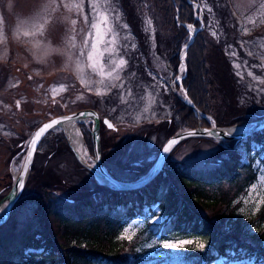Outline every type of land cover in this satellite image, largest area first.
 Returning <instances> with one entry per match:
<instances>
[{
    "label": "rangeland",
    "instance_id": "374dc122",
    "mask_svg": "<svg viewBox=\"0 0 264 264\" xmlns=\"http://www.w3.org/2000/svg\"><path fill=\"white\" fill-rule=\"evenodd\" d=\"M119 1L0 0V202L3 200V206L6 207L5 198L15 181L13 171L24 165L32 134L42 122L52 117L92 107L98 110L102 119L110 117L117 128L114 131L106 127L104 136L110 144L116 142L117 150L107 149L103 159L100 144L101 159L113 177L127 182L138 172L152 168L172 135L197 128L200 123L206 126L199 119L198 126L175 132L168 126L167 120L173 115L174 95L185 97L179 80H176L184 75L182 62L175 72L170 60L172 31L168 24L166 26L155 17L148 7L149 0H133L134 3L138 1L141 8L142 25L139 28L143 33L139 39L124 19ZM227 1L233 14L232 24L228 27L238 45L232 41L222 42L226 62L220 64L223 72L215 77L216 92L211 99V112L206 114V120L210 122L206 127L248 125L264 116V0ZM214 19L215 25L208 24V27L216 44L223 40L224 31L217 24L218 17ZM129 52L133 53L129 55ZM137 57L144 61V74L137 71L140 65ZM216 70L218 68H214ZM95 103L97 107L93 106ZM93 121L94 117H89L77 123L87 150L86 159L95 167L94 148L84 137L85 131L92 132ZM235 121L242 123L230 125ZM146 123L157 126L135 135V131ZM61 131L68 144L71 143L63 128L55 129V132ZM54 136L55 133H51L47 141L41 142L33 160V171L49 173L48 179L59 175V186L65 187L57 192L51 211L56 204L70 197L72 190L67 189L68 185L76 184L80 191H85L96 189L97 182L104 184L75 154H64L58 167V161L51 158L49 150ZM234 141L192 137L179 143L163 169L175 165L211 170L230 157L233 148L242 147ZM69 147L71 149L70 144ZM252 148L251 157L244 148L242 151L243 161L249 163L250 159L252 169L257 173L255 181L235 195L238 186L245 185L249 179L243 172L234 185L207 189L209 196L223 194L228 202L214 208L198 205L194 208L213 224L224 228L235 226L234 222L239 220L246 236L255 234L257 241V235L264 228L263 220L259 219L264 209V153H258L260 146L256 143ZM78 165L86 169L81 170ZM29 173L22 198L32 193L38 181L42 182L43 174ZM169 177L185 192L186 188L175 173ZM38 206L37 201L29 199L16 205L11 218L0 226V235L13 236L28 225L36 224L40 218ZM102 218L97 219L95 225L87 222L79 227H65L56 215L49 213L46 223L60 242L65 243L69 238L72 244H80L83 248H91L87 243H99L105 249L112 239L114 245H121L122 252L137 253L142 264H155L156 259L163 257L203 252L207 247L208 241L201 238L175 234L165 238L150 236L146 232L148 224L168 220L158 204L147 208L145 214L129 219L118 232L114 227L117 219H123L120 211H111ZM108 218L106 224L104 219ZM96 237L98 241L93 239ZM260 240L264 246V238ZM212 264L264 263L255 259H217Z\"/></svg>",
    "mask_w": 264,
    "mask_h": 264
},
{
    "label": "trees",
    "instance_id": "16d2710c",
    "mask_svg": "<svg viewBox=\"0 0 264 264\" xmlns=\"http://www.w3.org/2000/svg\"><path fill=\"white\" fill-rule=\"evenodd\" d=\"M194 2L200 5L197 10ZM137 3L138 1L134 3L133 0H120L119 9L122 10L124 19L130 24L134 33L141 39L143 33H141L139 28V25H142V18L139 16L141 8H139ZM148 7L154 12L155 17L161 23L165 22V25L168 24L166 26L172 31L173 51L170 60L175 72H178V67L182 62L180 54L183 47L190 39V31L186 25L201 27L200 17L202 16L203 28L196 33L195 40L187 47L185 58L187 70L182 77V85L196 107L198 115L201 117L198 118L197 112L189 104L187 105L182 97L175 94L172 107L173 115L167 120V124L174 132L178 131V129L196 127L199 124V120H201L203 125L209 126L210 122L206 120L204 115L211 112L210 103L213 94L216 92L215 77L220 71L223 72L222 68H219L220 64L226 62L222 42L232 41L235 44L238 42L237 39L232 38L228 27V25L231 26L232 24L233 16L228 1L149 0ZM216 17H218L217 24L220 25V28L223 27L224 37L220 43L217 42L215 44L208 24L214 26V18ZM132 53L129 52V55ZM136 59L140 62L139 70L137 71L140 74L146 73L144 61L141 60V57ZM131 62L132 64L134 63V58ZM214 68H218V70L215 72ZM93 106L97 107L96 103ZM233 123H242V121L231 122L230 125ZM156 126L153 123H146V125L135 131V135L136 133L140 134L145 133L147 130H153ZM101 127L102 157L105 159L106 150L109 148L117 150V147L116 142L110 144L105 140L104 129L107 127L105 123H101ZM51 133H55V136L52 138L51 144H49V150L51 158L54 157L58 161L57 166L59 167L63 162L61 158L64 154L75 153L70 149L63 131L55 132V130H52ZM51 133L43 141H47ZM84 137L89 142L88 145L93 148V138L89 130L84 132ZM234 142L242 147L240 149L233 148L230 151V157L223 159L219 165H216L211 170L179 168L171 165L170 168L163 169L155 179L139 187V189L115 190L107 184L97 182L96 189L80 191L78 185H68L67 189L72 190L70 197L60 202L59 205L56 204L54 211H51V208L55 202L54 200L57 199V192L65 187L59 186L61 180L59 175L53 179H48L49 173L42 172V182L38 181L39 184L33 188L32 193L21 198L16 204H21L26 199L37 201L39 204L37 213L40 218L36 224L28 225L16 235H0V264H142L140 263L142 259L137 253L122 252L121 245L120 247L114 245L112 239L108 244L105 243V249H102L99 243H97L98 245L87 243L91 248H83L80 244H72L69 238L65 243L60 242L49 229L46 218L49 213H53L65 227H79L87 222L95 225L97 219L103 220L102 215H108L111 211H120L123 214V219H117L114 227L116 232H118L123 224L127 221L129 222V219L145 214L146 209L154 204H158L161 213L168 220L161 224H148V231L146 232L150 236L159 235L165 238L175 234L208 241L207 247L203 252L190 253L174 258H158L154 261L155 264H212L217 259H226V261L255 259L264 263V246L260 240L264 238V228L260 230L261 234L257 235L258 240L256 241L255 234H253V238L246 236L243 228L238 224L239 220L234 222L236 223L235 226L224 228L221 225L213 224L194 208L195 205L214 208L223 204L224 201L228 202L229 199L225 200L226 196L223 194L216 193V195L209 196L206 193L207 189L215 188L217 190L224 184L234 185L243 172L247 173L246 176L249 179L245 181V185L238 186L235 195L242 192L245 187L255 181L257 173L252 169L250 159L247 161L249 163L243 161L244 152L242 149L244 148L245 152L250 156L252 155V146L256 143L260 146L258 153H264V131L255 132L251 136L242 140H235ZM78 167L81 170L86 169L83 166L81 167V165H78ZM33 168L35 167L32 165L30 172H39L41 174L37 169L33 171ZM150 169L151 167L148 171H140L141 173L138 172L137 176H133L128 180H138L146 175ZM171 173L177 175V179L186 188L185 192L169 177ZM261 213L259 219L263 220L264 225V209ZM230 217H233V215ZM104 220L107 224L110 218ZM107 227H110V225H107ZM110 230L112 232V229ZM106 234L108 238L111 237L108 232ZM93 239L98 241L99 238ZM79 241L80 238H78V243Z\"/></svg>",
    "mask_w": 264,
    "mask_h": 264
},
{
    "label": "water",
    "instance_id": "95a60500",
    "mask_svg": "<svg viewBox=\"0 0 264 264\" xmlns=\"http://www.w3.org/2000/svg\"><path fill=\"white\" fill-rule=\"evenodd\" d=\"M195 5V9H198V7L200 6L197 2H194ZM201 19V27H197V26H193V25H186L190 31V39L189 41L185 44V46L183 47L182 50V54L180 56V58L182 59V68L183 70H187L186 69V53L188 50V45L190 43H192L195 40V35L196 33L201 30L203 28V18L202 16L200 17ZM179 79V84H180V88L182 89V91H184V101L185 103L188 105H190L193 110L195 112H197L196 107L194 106L193 102L190 101V98L188 96L187 91L184 89L183 85H182V76H178ZM84 113H89V114H94V115H83ZM197 116L200 117V115H198L197 112ZM89 117H94V121H93V130L91 132L92 134V138H93V148H94V159L96 162V166L93 168L91 166H89L88 164H86L83 160H81L80 155L78 154L77 150L74 149V147L70 144L71 149L74 150V153L76 155V158L78 160H80V162L85 165L89 170H91L94 174L97 175V177L99 176V174L103 177L104 181L103 183L108 186H110L111 188H114L115 190H123V191H128L130 189H139V187H142L146 184H148L150 181H152L153 179L156 178V176L159 175V173L163 170L164 168V164L166 163L167 159L169 158L170 154L173 152V150L179 146V143L190 139L192 137H207V138H214V139H225L228 141H232V140H242L243 138H246L248 136L253 135V133L255 132H262L264 131V116L258 120H255L253 122H250L248 125H250V127L246 130H243L242 133H232L230 134L227 129H229L230 127H226V126H210V127H206V126H202L201 123L197 128H189L186 130H181L178 133H176L175 135H172L170 138H168V140L165 142L164 146L162 147V149L160 150L159 154H158V159L156 160V162L154 163V165L152 166V168L150 169V171L144 175L143 177L139 178L138 180L135 181H124V180H120V179H116L115 177H113V175H111L109 173V171L107 169L104 168L103 166V159H101V148H100V144H101V123L103 121V123L106 124V126H108L109 124L112 125V127H109L110 129L114 130L117 127L115 125H113L112 121L109 119V117H104L103 120L101 119V116L99 114V112L95 109V108H84L82 110H78V111H74L68 114H61L60 116H55L50 118V120L45 121L43 123H41L34 131V133L32 134L31 138H30V143L28 145V149H27V154L25 156L24 159V165L21 169V176L18 179H15L13 186L11 188V191L7 194L8 196L5 198L7 199V204L6 207L4 208L3 213L0 216V226H2V224H4L5 222H7L10 218H11V214L12 211L14 209V207H16L17 202L22 198V193L25 189L26 186V181L29 177V172L31 170V167L33 165V160L35 158V155L37 153V149L38 147L41 145V142L43 141V139L49 134L51 133L52 130H55L57 128H61V125L66 122V121H71V120H76V121H81L82 119H86ZM205 118H208V116L205 114L204 115ZM71 118V119H69ZM53 121H59L60 123L57 124H53ZM46 124H53L52 128H48V129H44V125ZM242 125H246V124H242ZM242 125H234L237 127H240ZM232 128V127H231ZM41 129H44V131H41ZM195 133V134H194ZM211 133V134H209ZM33 141H35V143H33ZM173 141H175V143H172ZM168 148V151L165 152L164 149ZM99 178V177H98ZM22 183L23 187L19 188L18 184ZM3 200L0 202V210L1 207H3Z\"/></svg>",
    "mask_w": 264,
    "mask_h": 264
},
{
    "label": "bare ground",
    "instance_id": "6f19581e",
    "mask_svg": "<svg viewBox=\"0 0 264 264\" xmlns=\"http://www.w3.org/2000/svg\"><path fill=\"white\" fill-rule=\"evenodd\" d=\"M250 127V125H242L240 127L237 126H232V128L230 127L229 129H227V131L232 134V133H242L243 130H246ZM61 128H63L66 132V135L68 137V139L70 140L72 146L74 147V149L77 150L78 154L81 157V160H83L86 164H88L89 166H91L88 163V159H86L87 157V150L84 148V142H83V138L81 136V131L80 128L78 127V123L76 120H71V121H66L61 125ZM92 167V166H91ZM94 168V167H93ZM15 179H18L21 176V169L20 170H14L13 171ZM99 179L103 180V177L99 174ZM4 207H2L1 212H0V216L4 211Z\"/></svg>",
    "mask_w": 264,
    "mask_h": 264
},
{
    "label": "snow or ice",
    "instance_id": "6c2138e0",
    "mask_svg": "<svg viewBox=\"0 0 264 264\" xmlns=\"http://www.w3.org/2000/svg\"><path fill=\"white\" fill-rule=\"evenodd\" d=\"M93 47H95V46H93ZM90 59H91V57H90ZM123 63H124V61H121V64H123ZM179 79H180L179 77L176 78V80H179ZM175 82L176 81H174V83ZM83 115L87 116V115H94V114L84 113ZM69 119H71V118H69ZM57 123H60V122L59 121H53V124H57ZM53 124H46V125H44V129L52 128ZM108 126L109 127H112L111 124H109ZM44 129H41V131H44ZM209 134H211V133H209ZM33 143H35V141H33ZM172 143H175V141H173ZM164 151L167 152L168 151V148L166 147L164 149ZM18 187L19 188H22L23 187V184L22 183L18 184Z\"/></svg>",
    "mask_w": 264,
    "mask_h": 264
},
{
    "label": "flooded vegetation",
    "instance_id": "af4514ba",
    "mask_svg": "<svg viewBox=\"0 0 264 264\" xmlns=\"http://www.w3.org/2000/svg\"><path fill=\"white\" fill-rule=\"evenodd\" d=\"M98 111V110H97ZM102 119V118H101ZM112 121V120H111ZM103 123V122H102ZM113 123V122H112ZM104 124V123H103ZM114 125V124H113ZM101 127V126H100ZM102 128V127H101Z\"/></svg>",
    "mask_w": 264,
    "mask_h": 264
}]
</instances>
